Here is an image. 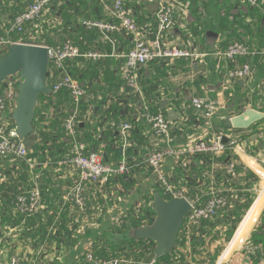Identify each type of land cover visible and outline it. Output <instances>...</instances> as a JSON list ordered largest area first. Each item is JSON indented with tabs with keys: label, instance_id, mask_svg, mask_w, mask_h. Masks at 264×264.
I'll use <instances>...</instances> for the list:
<instances>
[{
	"label": "trees",
	"instance_id": "16d2710c",
	"mask_svg": "<svg viewBox=\"0 0 264 264\" xmlns=\"http://www.w3.org/2000/svg\"><path fill=\"white\" fill-rule=\"evenodd\" d=\"M147 1L148 0H125V6L129 11L133 12H130V14L138 26H145L150 29V32H153L155 28V13L148 9ZM181 1L186 2L190 16L194 17L189 27V31L192 32L193 35L198 34L205 36L208 30L224 33L228 45L235 41L243 42L253 52L250 55L239 57L238 63L248 62L254 74L262 67L264 64V0H257L254 5L244 3L241 0ZM30 2H32V0H7L5 2V6L2 7V9L8 12L9 19L4 22L0 18V37H6L5 30L9 27L14 16L21 12ZM52 2H55L53 4V6H55L57 0L49 1L47 9L49 8L50 13H48V15L50 16L53 11H56L59 13L58 15L61 19L60 16L65 14L64 12L68 6L62 7V5H59L52 9ZM240 4L244 5V8H241ZM106 6L107 5L104 7L102 3H98L96 0H87L86 3H81V9L85 10V18L104 23L117 24V21L111 13L106 11ZM71 7H75V2L71 3ZM77 8L78 7H75L74 10ZM233 10L237 11L234 13ZM144 13H146V15ZM44 17L45 18L27 22L24 32L20 34L11 32L8 37L13 41L20 38L23 41H28L30 38L29 36H33L32 40L34 43L48 46H56L66 39H69L81 52L99 51V53L103 54V56L96 59L91 57L73 58L66 60L64 64L71 76L76 78L86 88V96L81 99L78 112L80 122L77 124V132L79 139L88 144V149L102 150L105 152L108 162L118 161L124 158L130 166L129 173L111 177L100 190L96 186H88V209L84 214L91 213V211H98V206L100 207L105 200L103 196L106 195L110 197L109 195L111 194H113L112 196H114V198L108 201V204L111 206L114 214H119L118 211H122V213L119 215V221L117 223H111L110 215L105 214L106 208H104L101 214L100 212L99 214L97 213L96 219L100 226L97 229L87 227L78 231V223H74L73 227H70L72 219H74L75 216H81L78 214L76 208L69 206V204H65L61 208V198L62 194L72 185L76 173L71 169V172H69L70 175L68 174L69 177L64 180L62 178L58 179V177L54 176L50 171V168L57 165H60L62 169H69L70 167L65 161L71 156V145L67 140L63 122L72 108V99L69 91L66 88H62L56 93L50 92L49 94H40L38 96L32 122L36 139L34 144L27 148L28 154L26 158L10 160L11 157L9 156L0 157V237H2L4 226H16L18 238L28 239L35 251H37L41 245L46 249L51 241H54L56 248L62 249V244L66 243V238L71 239V244L80 241L81 238H87L90 241V249L96 258L122 257L131 260L130 264H184L186 262V256L177 247L181 238L182 240H180V242H182V244L185 243L183 237L184 222L178 232L175 247L170 252L156 257L153 262L146 261L145 258L153 251L156 243L151 239H138L134 236L135 228L151 225L154 221L155 212L152 209L154 194H161L165 200L171 198L170 195L164 193V187L157 180L158 184L153 185V192L146 193L133 202V194L131 191L136 181L139 179H146L154 172L152 168L146 165L143 156L138 152V147L134 145L135 143L132 144V139L134 142L135 140L136 142L141 141L138 136L141 124L131 117L124 118L122 116L119 101H112L106 104V96L103 99V103L93 98L88 99V95L92 92L91 90L97 89L100 91L101 86L99 88L95 82L101 77H103L104 81H110L108 73H105L106 71H101L102 73L100 74L99 66L109 61L111 46L115 45L116 48V46L119 45L118 39L120 33H109L110 36L113 35L112 44L104 37L100 29L96 27L88 28L83 22L76 21L74 16L69 18L65 16L67 22L65 21L63 23L62 20L64 17L62 16L63 19H61L59 24L55 27V31L59 32L60 36L58 39L54 40L51 36L53 28H49L48 23H46V16L44 15ZM66 23H68V25L70 24V26H66ZM67 27H69L70 30H67L69 29ZM63 33H67L68 36L63 37ZM124 34L126 33L124 32ZM6 51L7 47L0 44V57H2ZM190 59V57L175 58L173 60L159 58L139 68L138 82L143 97L149 101L147 102L149 112L156 113L157 111H161L167 116L166 108L159 107V101H152L157 95L156 89L165 83L164 78L168 75L169 71H174L172 69L173 67L181 68L182 72L193 71L192 65L189 63ZM170 64H172V66ZM232 67L233 64L230 63L228 68ZM146 68L152 71L150 72L151 74L146 75L144 73ZM48 71H50L49 64L46 73V84L50 87L54 80L62 76V73L56 70L54 73L55 77L50 78ZM118 72L120 74V70ZM193 73H197V71H193ZM197 80L196 78L194 81L197 82ZM202 80V76H199V81ZM84 82L87 84L85 85ZM122 83L124 84L123 80L118 79L114 81L113 85L109 84L108 89L102 90L100 93L104 96L106 90H116ZM187 84L188 86L193 85V83ZM263 84L264 79L253 88L249 96L244 94V97H246L247 100L249 97H253L254 101L258 98L264 99ZM5 85V80L0 82V93L5 89ZM233 86L236 90L240 88L237 81L233 83ZM123 91L127 92L128 98L135 97L128 87H124ZM200 92V88L198 87V90L194 94L200 95ZM258 92H261V94H258ZM179 103V101H176L175 105L178 106ZM104 104L108 106L104 109L105 111L102 110L104 112V120L98 123L99 125L90 124L86 119L87 112L90 109H94L95 111L98 105ZM252 105L254 104L252 103ZM50 108H52L54 112L52 115L46 117V113ZM10 116L11 114L9 117ZM120 119H125L133 124L128 144L123 147V153L119 152V148L122 146L121 138L116 134V130L110 128L109 125L106 124L111 120L119 122ZM142 119L144 120L143 116ZM10 123L11 126L14 127L12 117L10 118ZM257 124L264 125V118L259 120ZM96 125L99 126V130ZM262 130L264 132V127ZM237 142H239V140H237ZM225 144L227 149L225 153L218 158L210 153L180 155L176 158L177 164H174L172 173L166 174L171 185L176 188L187 187L188 191H186V195L190 200L196 201V203L200 205L204 204L208 199L209 188H206V191L203 190V193L200 192V196L196 198L195 191L192 188L196 184L193 181L194 179H191L193 173L198 175L200 180L203 179L205 184H208L209 180L212 178L215 186L222 189L221 194L224 195L227 200V204L219 209L215 215L209 219H202L200 223L193 228L192 234L190 235L191 243H193L194 240L198 243L202 242L204 237L210 235L218 226L232 225V229H226L227 236H230L233 233V224L241 219L252 202L253 193L248 191L251 187L249 181L254 183L258 180V177L243 166L238 157L229 149V142ZM111 145L115 147L113 148ZM227 157L228 160L226 161ZM31 160H36L39 164L30 170L27 161ZM166 160L172 161V157ZM217 161L222 164V167L213 170L211 164ZM230 161L234 162V177L230 176L225 169V165ZM44 163L48 165H44ZM59 174H61V172H59ZM56 175H58V173ZM241 177L243 179H249V181L242 186L238 182ZM33 178H36L38 181L45 208L32 215L14 213L13 201L15 196L29 189L32 185ZM241 188H245V191H241ZM93 193L102 197H98L97 199L91 198L89 195ZM70 211L72 212L71 215L69 214ZM105 216H107L106 219ZM52 226H54V228H52ZM250 242L255 247L264 250V217L260 220L256 230L251 234ZM83 250V246L78 247V249L74 251L72 250L70 257L71 261L69 262H66L64 258L62 260L61 258H55L49 263L45 261L44 263L65 264L64 262H66L67 264H87L81 253L84 252Z\"/></svg>",
	"mask_w": 264,
	"mask_h": 264
},
{
	"label": "built area",
	"instance_id": "2783aa9c",
	"mask_svg": "<svg viewBox=\"0 0 264 264\" xmlns=\"http://www.w3.org/2000/svg\"><path fill=\"white\" fill-rule=\"evenodd\" d=\"M50 0H33L28 3L21 12L16 14L6 28V37H0V44L8 47L12 43H26L35 44L33 36H29L28 41H23L21 38L13 41L8 35L11 32L18 34L24 32L27 22H32L43 18L47 5ZM157 6L155 10V28L150 32L149 28L138 26L132 18L130 11L125 6V0H113L112 4L107 7V11L111 13L117 24L104 23L94 20H85L83 24L90 28L96 27L100 29L104 37L113 44V38L109 35L111 32L121 33L124 31L130 37L131 47L122 55L123 63L120 67V77L124 82V86L128 87L133 94H136L141 99L142 92L138 82V70L141 66L148 62L164 58L173 60L175 58H197L198 54L189 51L186 48L178 45H169L164 41L165 33L171 31L176 23V9L174 8V1L171 0H156ZM244 3L254 5L257 0H241ZM153 2V0H149ZM188 5L181 3L183 11L188 12ZM48 48V61L50 71H48L50 78L55 77L56 70L62 73L49 87L51 93H56L62 88H66L72 99V108L64 119L63 127L71 145V156L65 162L76 173L72 185L62 194L61 208L65 204L76 208L78 214L70 223L73 227L74 223H78V231L83 230L80 222L84 220L88 206V186H96L102 189V186L111 178L117 175L127 174L130 171V166L124 158L118 161H105L102 150H90L88 144L80 140L77 132V124L80 122L78 112L80 102L86 96V88L76 78L71 76L65 67V61L77 57H91L93 59L103 56L99 52H81L79 48L74 45L69 39H66L61 44L56 46L43 45ZM253 53L251 49L243 42L235 41L230 43L224 50L218 54L225 61H231L234 66L227 72L228 81L248 80L253 76V69L248 62L237 64L238 58L247 56ZM20 78L17 74L10 75L5 79V89L0 93V157H11L10 160L25 159L28 150L17 137L15 128L11 126L9 115V108L15 104L17 93V85ZM190 103L196 112V117L203 119H210L219 109V102L214 99L193 96L190 98ZM53 109L50 108L46 113V117L53 114ZM144 121L150 126L153 135L158 138L160 145L155 147L144 160L146 165L157 173L158 181L164 187V193L170 195L171 198H186L191 208L184 217V237L189 239L191 237L193 228L196 227L202 219H209L227 204V200L220 190L211 189L209 197L204 204L200 205L196 201L190 200L186 195L185 187H174L169 183L165 174H162V166L167 158H177L183 154L195 153H210L216 158L223 155L227 149L225 143L222 142V137L226 136L230 144L229 149L232 152L237 151L239 142L237 138L218 133L210 138L205 139H190L184 144H174L172 134V121L161 111L151 113L146 108L142 113ZM110 128L117 131L122 140V146L128 144L130 131L133 124L128 121L115 122L114 120L106 123ZM31 169L39 163L36 160L27 161ZM46 163H44L45 165ZM226 172L234 177L235 169L234 162L230 161L225 165ZM170 198V199H171ZM45 208L42 200L41 190L36 178H33L32 185L29 189L17 194L13 201V212L22 215H32ZM119 214H114L113 210H109L110 222L117 223ZM54 227V226H52ZM17 233V234H16ZM8 234V236L6 235ZM8 239H18V230L9 229L8 226L3 227V236ZM28 241V239H26ZM189 240H187V243ZM84 252H81L83 259L87 264H130L131 260L122 257H108L96 258L91 249L90 243L83 246ZM57 249L54 247V250ZM62 250V249H60ZM58 250V251H60ZM57 251V250H56ZM45 252L44 246H40L36 251V256L33 261H28L21 256L18 251H14L10 255L7 264H45L41 256ZM153 262V260H152ZM186 264V263H184ZM256 264H264L259 261Z\"/></svg>",
	"mask_w": 264,
	"mask_h": 264
},
{
	"label": "crops",
	"instance_id": "0c3cea01",
	"mask_svg": "<svg viewBox=\"0 0 264 264\" xmlns=\"http://www.w3.org/2000/svg\"><path fill=\"white\" fill-rule=\"evenodd\" d=\"M7 0H0V18L2 21L6 22L9 19V14L5 10L2 9V7L5 6V2ZM33 1V0H32ZM87 0H72V2H75V7H78L76 10H74L75 7H71V0H57V3L55 6L53 4L55 2H52L51 8L54 9V7L62 5L67 7L65 14L62 15L64 19L61 17L62 22H67V18L65 16L69 17H75L76 21H85L89 20L85 18V10L81 9V3H86ZM98 3H102V5L107 7L110 6L113 2V0H96ZM174 1V8L176 9V23L174 28L165 33L164 35V41L168 43L169 45H178L180 47L186 48L189 51L194 52L195 54H198L197 58H191L189 60V63L192 65L193 71H197V73H193V71L188 72H182L181 68L173 67L172 69L174 71H169L168 75L164 78L165 83L159 87H157V95L153 98L152 101H159V107H165L166 113L168 110H172L174 112L172 121V132H173V138H174V144H184L190 139H205L210 138L215 134L222 133L227 134L233 137H236L239 140V145L237 151L233 152L240 162L243 164V166L247 169H249L256 177H258V180L254 183L250 182L249 179H243L241 177L239 184L241 186L249 181L251 184V187L248 189V191H251L252 193H257V198H254L252 200L251 204L247 208V210L244 212L243 215H245L238 225L232 239L227 244V247L225 248L222 256L217 260L216 264H221L224 262V264H256L259 261L264 262V250L255 247L250 242L251 234L256 230V227L259 225V222L257 220L258 216L262 211L264 210V192L262 189L264 188V132L262 128L264 127L263 124H257L256 121L253 124H251L247 128H227L224 126V121L227 116L233 117L236 115H239L243 112L245 108H253L258 111H261L264 113V99L258 98L256 101L253 100V97H249L248 100L246 97H244V94H247L249 96L250 92L253 90V88L264 79V64L261 68H259L255 74L253 73V76L248 80H236L239 83V90L235 89L233 86V83L236 81H228L227 80V72L229 69L228 65L230 63H234L231 61H225L220 57L218 54L220 51L224 50L226 46L228 45L226 37L224 33H217L213 30H208L205 34V36L202 35H193L192 32L189 31L190 23L194 20V17L190 16L189 10L187 13H185L181 7V3H186L181 0H171ZM148 2V9L151 12L155 13L157 1L153 0V2ZM156 3V4H155ZM188 3V2H187ZM189 4V3H188ZM155 5V6H154ZM241 8H244V5L240 4ZM237 10H233L235 13ZM133 13L132 11H130ZM49 8L45 11L46 16V23H48L49 28H53L51 31L52 39H58L59 38V32L55 31V27L61 19L59 18V13L56 11H53L50 16L48 15ZM63 13V12H62ZM47 14V15H46ZM146 15V13H144ZM43 18H45L43 16ZM68 23H66V26ZM70 26V24L68 25ZM69 28V27H67ZM67 30H70L67 29ZM210 32V33H208ZM6 35V33H5ZM63 37H67V33L62 34ZM113 36V35H112ZM111 36V37H112ZM115 40V39H114ZM119 45L111 46V56L109 57V61H106V64L102 63L100 64V74L101 71H106L105 73H108V77L110 81H104L103 77H101L95 84H97L102 90L108 89L109 84H114V81H117L118 79L121 80L119 70L122 66L123 58L122 55L128 50V48L131 45L130 37L124 34V32H121L118 39ZM99 52V51H96ZM194 63H196V66L194 67ZM237 64H240L237 62ZM172 66V64H170ZM152 72L150 69L146 68L144 73L146 75L151 74ZM199 76H202L203 80L199 81ZM198 79L197 82H195V79ZM254 78V79H253ZM86 82V81H85ZM84 82V84H85ZM107 82V83H106ZM195 82V83H194ZM187 83H193V85L188 86ZM257 83V84H255ZM87 84V83H86ZM85 84V85H86ZM264 86V84H263ZM124 84L118 86V89L116 90H106L104 96L100 93L99 90L94 89L91 90L92 92L90 95H88V99H95L97 101H100L103 103V99L106 96L105 103L108 104L112 101H119L121 105V112L122 116L125 117H131L135 121H137L139 124H141L139 128V139L141 141L135 142L132 139V144L136 145L138 148V152L141 153L140 155L143 156L144 160L146 159L147 155L155 148L160 145L158 142V138H156L152 131L150 126L142 119V113L147 108L149 102L147 99H145L142 95V99L138 97L136 94H134L135 97H129L127 96V92H124ZM198 87L200 88V95H195L194 93L198 90ZM258 94H261V92H258ZM193 96L198 97H205L217 100L219 102V109L218 111L210 118V119H203V118H197L196 112L193 109L190 98ZM179 101L180 103L178 106L175 105V102ZM252 103L254 105H252ZM15 107L14 105H11L9 108V112L12 113L13 109ZM108 107L105 104L104 105H98L96 110L90 109L87 112V120L90 124H97L102 122L104 120V109ZM100 108V109H99ZM128 108V109H126ZM103 110V111H102ZM167 117L168 113H167ZM264 118V117H263ZM262 118V119H263ZM122 120V119H120ZM123 121V120H122ZM124 121H127L124 119ZM129 122V121H128ZM132 124V123H131ZM96 125V126H97ZM99 130V126H97ZM82 134V133H80ZM116 134L117 131H116ZM81 136V135H80ZM112 140V139H111ZM109 142V141H108ZM228 142V140H227ZM226 142V143H227ZM105 144V143H104ZM102 144V145H104ZM113 148L114 145H111ZM124 149V148H123ZM123 149L119 151L120 153H123ZM103 153V158L105 161H107V157ZM171 161V160H169ZM168 162V161H166ZM172 162V161H171ZM48 165V164H45ZM212 169H219L222 167V164L220 162H214L211 164ZM51 172L54 176H57L58 179L62 178L66 180L67 177H69V172H71V168H63L60 165H57L55 167L50 168ZM167 174L172 173V166L168 169ZM61 172V174H59ZM58 173V175H56ZM69 174V175H68ZM191 179H194L193 181L196 183L195 186H193V190L195 191L196 198H198L200 195L199 193H203V190L206 188H209V192L211 189L220 190L221 188L215 186V183H213V179L211 178L209 180L208 184H205L204 180H200V177L198 175H191ZM185 187V186H184ZM186 188V191H188V188ZM241 191H245V188H241ZM206 191V190H205ZM254 191V192H253ZM254 194L252 197H254ZM113 194L109 195L110 197H107L104 195L105 198L102 205L98 206V211H91V213H87L83 215L84 218L83 222H80V225L84 228L87 227H93L97 229L100 227L97 222V215L101 214V211H103L104 208H106V213L109 215V210L112 209L111 206L108 204V201L112 200L114 196ZM91 198L97 199L98 196L95 193L89 195ZM198 196V197H197ZM108 199H107V198ZM107 199V200H106ZM263 201V204H262ZM74 212V211H73ZM98 213V214H97ZM104 213V212H103ZM70 215L72 212L70 211ZM242 215V216H243ZM107 216H105V219ZM9 229H17L16 226H8ZM54 228V227H52ZM78 229V228H77ZM17 234V233H16ZM212 234V233H210ZM8 236V234H6ZM0 237V264H7L10 255L14 251H18L23 258L26 260L33 261V259L36 256V251L33 250L32 244H30L29 241L26 239H8L7 236ZM89 239L87 238H81L80 241L71 244V239L66 238L62 250L55 249L56 247L54 241L49 243L45 249V252L42 254L41 258L46 263L51 262L55 258H64L66 259V262L71 261V251L78 249L80 246H84L85 244H88ZM244 241L245 246L244 248L240 249V252L237 250L233 253V255H229L231 250L240 242ZM72 246V247H71ZM190 245L186 243V246L183 249H180L181 252L189 251ZM241 247V246H240ZM239 247V248H240ZM73 248V249H72ZM238 248V249H239ZM57 250V251H56ZM60 250V251H58ZM185 254V253H184ZM69 257H68V256ZM186 256V254H185ZM67 257V258H66ZM64 262L65 264H67Z\"/></svg>",
	"mask_w": 264,
	"mask_h": 264
},
{
	"label": "water",
	"instance_id": "95a60500",
	"mask_svg": "<svg viewBox=\"0 0 264 264\" xmlns=\"http://www.w3.org/2000/svg\"><path fill=\"white\" fill-rule=\"evenodd\" d=\"M48 63V48L43 45L12 43L7 47L6 53L0 57V82L10 75L17 74L20 77L11 117L14 121L16 135L26 148L32 146L36 139L32 122L38 96L50 93L46 84ZM195 66L196 63H194ZM167 113L169 120H172L174 112L168 110ZM263 117V112L245 108L239 115L227 116L224 126L247 128ZM227 140L226 136L222 137L223 143ZM122 149L123 147H120L119 151ZM190 208L189 201L184 197L165 200L161 194H154L152 209L155 212V218L153 223L134 229L136 238L151 239L156 243L153 251L145 258L146 261H152L175 247L178 232Z\"/></svg>",
	"mask_w": 264,
	"mask_h": 264
},
{
	"label": "rangeland",
	"instance_id": "374dc122",
	"mask_svg": "<svg viewBox=\"0 0 264 264\" xmlns=\"http://www.w3.org/2000/svg\"><path fill=\"white\" fill-rule=\"evenodd\" d=\"M166 161L164 162V164L162 166V172H161L162 174H165V175L167 174V171H169L168 169L171 166H172V169L174 170V164H177V160L175 157L172 158V162L171 161L166 162ZM157 180H158L157 173L153 172V174H150V176L147 177L146 179H142V180L139 179L138 181H136V184L131 191L133 194V197H132L133 202H135V200L138 197L143 196L146 193L153 192V190H154L153 185L158 184ZM254 198H257V193L254 194V197L252 200H254ZM263 198H264V196H263ZM130 201H132V200H130ZM262 204H263V201H262ZM244 216L245 215H243L239 221H237L236 223L233 224L234 229H233V233L230 236L229 235L227 236L226 229H232V225L231 226L229 225V226H218V227H216V229L212 232V234L204 237L203 241L200 243L195 242V240H194V242L192 241L193 243H191V237H189V239H186L183 236L185 243L182 244V242H180V240H182V238H181L179 240V243L177 244V247L179 249H183L186 246L187 240L190 241V242H188V245H190L189 251H187V249H186L184 252L186 254V262L185 263L186 264H216L217 260L222 256L225 248L227 247V244L232 239L238 225L240 224V222L242 221ZM263 217H264V210L262 211V213L259 214L257 220L260 221ZM244 244H245L244 241H240L231 250L229 255H233V253L237 250L240 252V249L244 248V246H245ZM221 264H224V262H222Z\"/></svg>",
	"mask_w": 264,
	"mask_h": 264
},
{
	"label": "bare ground",
	"instance_id": "6f19581e",
	"mask_svg": "<svg viewBox=\"0 0 264 264\" xmlns=\"http://www.w3.org/2000/svg\"><path fill=\"white\" fill-rule=\"evenodd\" d=\"M262 191L264 192V188L262 189Z\"/></svg>",
	"mask_w": 264,
	"mask_h": 264
}]
</instances>
